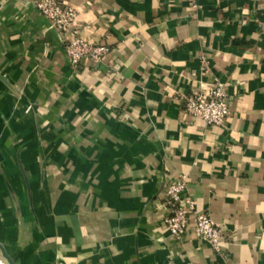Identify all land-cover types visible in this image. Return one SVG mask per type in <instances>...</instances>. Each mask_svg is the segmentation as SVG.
Instances as JSON below:
<instances>
[{"label":"crops","instance_id":"obj_1","mask_svg":"<svg viewBox=\"0 0 264 264\" xmlns=\"http://www.w3.org/2000/svg\"><path fill=\"white\" fill-rule=\"evenodd\" d=\"M107 48L73 67L66 34L0 0V243L15 264H264V0H60ZM220 84L221 126L181 96ZM184 176L194 223L160 203Z\"/></svg>","mask_w":264,"mask_h":264},{"label":"built area","instance_id":"obj_2","mask_svg":"<svg viewBox=\"0 0 264 264\" xmlns=\"http://www.w3.org/2000/svg\"><path fill=\"white\" fill-rule=\"evenodd\" d=\"M36 9L47 21V29L56 32L58 37L66 34L64 41L65 55L73 67L83 60L99 62L107 52V48L91 44L78 36L76 27V11L64 7L60 0H24ZM259 32L264 35V21L258 23ZM183 111L207 125L221 126L230 115L229 101L220 84H210L200 92H192L181 96ZM164 211L163 221L169 236L181 241L191 221L194 223V234L197 239L219 250L222 229L218 227L204 212H197L193 199L187 194L186 178L178 177L166 186L164 199L160 203Z\"/></svg>","mask_w":264,"mask_h":264},{"label":"water","instance_id":"obj_3","mask_svg":"<svg viewBox=\"0 0 264 264\" xmlns=\"http://www.w3.org/2000/svg\"><path fill=\"white\" fill-rule=\"evenodd\" d=\"M0 79L3 80L1 76H0ZM0 258L4 262V264H15L14 260L7 253L6 249L1 243H0Z\"/></svg>","mask_w":264,"mask_h":264},{"label":"bare ground","instance_id":"obj_4","mask_svg":"<svg viewBox=\"0 0 264 264\" xmlns=\"http://www.w3.org/2000/svg\"><path fill=\"white\" fill-rule=\"evenodd\" d=\"M0 264H4V262L1 260V258H0Z\"/></svg>","mask_w":264,"mask_h":264}]
</instances>
